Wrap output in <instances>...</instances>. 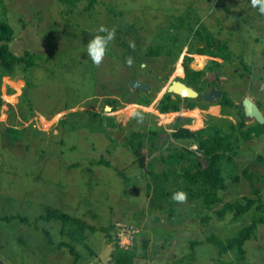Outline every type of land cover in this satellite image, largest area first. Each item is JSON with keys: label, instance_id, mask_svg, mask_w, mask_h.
Wrapping results in <instances>:
<instances>
[{"label": "rangeland", "instance_id": "1", "mask_svg": "<svg viewBox=\"0 0 264 264\" xmlns=\"http://www.w3.org/2000/svg\"><path fill=\"white\" fill-rule=\"evenodd\" d=\"M101 1L103 4L84 15L96 17L92 21H98L95 27L99 20L108 27H123L126 48L124 51L120 41L113 39L97 70L83 50L71 49L68 40L58 44L59 51L50 47L41 34L45 28L39 31L40 36L34 43L29 42L30 33L44 24H36L34 11L47 9L49 30L57 34L54 39L58 42L61 21L53 10L60 7L58 4L52 6L50 0H2V3L0 0V20L8 19L14 26L15 38L10 49L19 55L28 49L43 54V58L37 60L38 72L60 76L55 78L54 87L38 83L42 91L40 95L34 94L32 113L27 112L28 105L24 102L26 77L19 72L15 76H0L3 100L0 108V264H73L74 255L66 247L61 248L60 242H68L74 248L79 255L77 264H113L112 252L116 244L124 248L135 245L134 264H223L222 261L264 264V224H260L255 236L245 242L243 262L237 261L231 253L217 257L216 249L202 242L211 233L222 239L234 235L249 223L252 209L235 221L231 215H225L220 221L213 216L204 223L205 210L198 201L186 198L176 204L177 209L171 217L170 207L165 205L155 216L148 212L153 189V177L148 172L150 165L156 172L163 171L173 161L170 158L177 157L172 150L183 146L192 152L187 160H180L183 166L197 159L203 161L198 138L182 141L170 135L178 126L184 124L195 130L208 119L219 124L236 121V110L245 96L264 104V15L252 8L249 0ZM111 10L117 12V18L108 16ZM176 17H185V23H189L186 27L205 30L214 39L226 42L232 60L216 71L205 72L201 77L203 91H198L200 96L215 88L231 98L236 105L225 109L226 115L216 103L199 98H191L195 105L187 108L186 97L179 101L177 112H159L158 104L166 87L171 80L183 77L184 57L193 59L189 65L194 69H201L208 61L206 57L195 55L193 46H203L204 40L198 41L189 28L179 32V41L168 43L170 36L176 33L169 26H177ZM82 21L83 18L80 23ZM63 26L70 30L69 33L77 34L72 25ZM20 28L27 31L22 32ZM92 35L94 33L78 32V36L87 40ZM132 39L134 42V39L140 40L138 51L142 50L139 52L142 54L148 45L169 44L167 49L175 56L173 66L167 68L171 71L158 88L151 85L148 90L137 91L140 103L132 98L127 99L129 101L117 99L121 94L116 96L115 92L107 95L98 90V98L93 101L91 80H81L83 74L89 77L91 71L99 73L102 68L99 80L110 88L129 76L126 90L130 94L134 92V88L129 87L131 79H155L156 73H163L157 68L162 63L161 58L156 63L148 62L147 70L123 62L134 51L130 46L134 44ZM72 42L83 47L75 39ZM56 43L53 46L57 47ZM117 55L122 57L116 60ZM60 56L61 69L57 68ZM240 60L249 66L248 71L239 65ZM110 96H115L118 106L105 104V98ZM171 97L178 98L174 94ZM43 109L56 111L47 118L48 114L41 112ZM133 112L137 115L133 116ZM245 119L246 125L253 121ZM151 130H155L154 134ZM133 132H139L142 137L139 141L146 157L145 167L135 161ZM261 155L264 156V136L240 144L238 153L233 156V173L225 170L226 189L220 191L224 200H241L243 196L255 198L253 188L256 187L264 204V161L258 160ZM246 168L254 174L251 181L243 177ZM148 185L151 186L149 192ZM160 200L157 198L155 207L161 205ZM47 209L66 212L98 226L119 221L116 225L119 230L110 231L112 240L98 231L88 234L84 241H77L61 233L59 220L39 218ZM153 227L159 228L164 237L156 234ZM191 240L201 242L195 246L194 255L189 247Z\"/></svg>", "mask_w": 264, "mask_h": 264}, {"label": "trees", "instance_id": "2", "mask_svg": "<svg viewBox=\"0 0 264 264\" xmlns=\"http://www.w3.org/2000/svg\"><path fill=\"white\" fill-rule=\"evenodd\" d=\"M54 3L58 4L60 7L53 9L56 13V17L58 20L61 21V25L59 24L60 31L58 30L59 40L56 43L54 37L57 35L54 32L52 33V29L49 30V26L47 23L46 13H48V9L45 10H35L34 11V19L36 21V24L38 22H44V24H41V26L38 28L40 30L33 31L28 36V40L31 43H34L36 41V38L40 36L41 30L44 29V31L41 34H44L46 41L50 47H54V49H57V51L61 50L58 48V44H62L64 40H68L69 46L71 49L80 48L83 50V47H77L72 42V39H75V42H79L80 44H85L87 42L86 38H82L81 36H78V32H89L96 34V31L98 30L99 26L103 25L109 29L115 30V36L114 39L117 38L120 41V45L123 46V49L125 51V46L123 44V35L124 34V28L120 27V25L115 26V28L108 27L105 25L104 22L99 20L98 25L96 27L94 26V19L87 17L84 15L91 9H96L98 4H103V1L100 2V0H50ZM2 3V0H1ZM49 7V6H46ZM81 11V13H80ZM80 13V15L78 14ZM101 13V12H100ZM44 16V17H43ZM60 16V18L58 17ZM100 16V15H99ZM108 16H114L117 18L118 14L115 10H111ZM83 18V21L80 23V19ZM178 18V17H176ZM85 19L87 23H90V25H87L85 22ZM176 20V19H175ZM186 18L185 17H179L177 19V26L176 24H170V29L176 31L175 35L173 37L170 36V39H168V43H175L176 41L180 40L179 32L183 31L185 28L190 30V33H193L195 37H198V41L204 40L203 46H193V50L195 55L206 57L208 59L207 63L201 68V69H194L190 67V63L193 61L192 58L185 56L183 59V77L181 78L182 82H184L186 85L195 88L197 91H203V84L201 77L205 74V72L210 71H216L219 68H222L223 65L226 63H229L231 58V52L228 50V46L226 42H222L218 39H214L210 32L200 31V30H194L192 26H185ZM65 23V24H64ZM24 24H27L24 22ZM31 24V23H30ZM63 25H72L74 30L77 32V34L69 33L70 31L68 28H64ZM73 25H76L73 26ZM29 26V24H28ZM84 26V27H83ZM32 29V24H31ZM83 27V28H80ZM14 26L12 25L11 21L8 19H2L0 20V76L1 75H9V76H15L16 72L21 73L25 78L26 85L24 87V102L28 106L27 112L32 113L34 105H33V99L34 94H41L42 89H38L40 82L49 84L52 87L56 85L57 83L54 82L55 78H58L60 76L54 75L52 77L51 73H47V71L42 73L38 72L39 64L37 63L38 59L43 58V54H39L35 50H25L22 55L15 54L10 49V43L13 42L15 35H14ZM22 32H26L24 28H20ZM73 30V31H74ZM38 31V32H37ZM36 34V36L33 35ZM123 33V35H122ZM202 34V35H201ZM43 36V37H44ZM133 39L134 47L132 49V64L135 66H138L139 68H145L146 64L148 62L156 63L158 59H162V63L159 65L160 70L163 71L162 74L156 73L154 75L155 79L148 78L143 79L144 82L152 85V88L157 85L161 84L162 80L167 77L171 69H167L169 65L173 66L174 57L171 50L167 49V46L169 44H166V46H162L161 43H157L155 45H148L144 48V52H141L142 50L138 51V49L141 47L140 40L139 39ZM54 41V42H53ZM53 43H56V46H53ZM110 48V47H108ZM50 54V53H49ZM45 56V55H44ZM119 56V55H117ZM122 56H119L116 58V60H119V58ZM127 58V56H126ZM114 59V58H113ZM115 60V59H114ZM154 60V61H153ZM54 62H57L55 59ZM58 66L57 68L61 69V56L58 59ZM125 64V60H123ZM239 65L242 66V69L244 71L249 70V66H247L244 61L240 60ZM95 68L101 67L96 64H93ZM252 66V65H251ZM128 67V65H127ZM148 65L145 68V70L148 69ZM91 71L90 76L87 77L85 74L81 76V80H91L90 87L92 89V95H93V101H95L98 98V91H101L103 94L111 95L114 94L118 96L121 94V96L117 97V99H134V102H139L140 94L138 92H142L141 89L134 88V92L128 94L127 93V80L129 79V76L123 77L121 81H119V85L113 86V88L107 87L106 84L101 83L99 80V73H101L102 68L100 69L99 73L98 71ZM118 70L116 71V73ZM153 73V72H152ZM151 73V75H152ZM150 75V77H151ZM65 79V78H63ZM140 79V78H139ZM80 80V81H81ZM141 80V79H140ZM180 80V81H181ZM54 82V83H52ZM43 84V85H45ZM45 86L44 88H46ZM39 91H38V90ZM55 89V88H54ZM53 90V89H52ZM98 90V91H97ZM153 90V89H152ZM57 91V90H55ZM138 91V92H137ZM110 92V93H109ZM22 95V97H23ZM58 99H60V96H56ZM185 97H183L184 99ZM201 101L202 99L198 97ZM187 101L186 107L192 108L194 107L195 103L192 101L194 98H185ZM181 98L173 99L171 97V93L165 92L162 99L159 101L158 104V110L160 113H168V112H177L179 109V101ZM129 101V100H127ZM105 104L108 105H117L118 102L115 99V96H110L109 98H105L104 100ZM3 100L1 98L0 94V108L2 106ZM218 104L221 105L220 112L226 115L225 109L228 108H234L236 104L229 98L227 95H223L221 100L218 102ZM257 106L259 109L262 108V112L264 114V104L262 105L260 101H256ZM239 106V108H237ZM236 108L237 118L236 121H227L225 123L219 124L216 121H213L212 119H208L207 123L203 124L198 129H190L187 126H184V124L177 127L175 131H173L170 135L177 139L186 140L187 138L199 139V149L202 151L203 158L201 160L197 159L192 161L189 166H183L181 164V161L187 160V156L191 155L192 152L186 148V146H183L182 148H174L172 151L176 152L177 157L173 155L174 158H170L171 161L169 163V167L164 169L161 172H156L154 167L152 165L151 169L148 170L150 175L153 177V189H152V196L150 197V208L148 209V212L154 213L153 215H157V212H161V208H163V205L170 207L168 210L169 217L173 215V211L176 210V204L179 202L174 201L171 199V194L177 190H181L187 193V198L193 201H198V203L202 206L203 210H205V214L202 216V221L204 223H207L210 218L213 216L216 217L217 221H220L223 219L225 215H231L232 221L240 219V217L247 212H249L251 209L253 210L251 214V220L246 225H243L234 235L227 237L225 239H222L217 236L215 233L209 234L210 236H206L203 243H208L212 247L216 249V255L217 257H221L222 255H226L228 253H231L234 255V258L237 261L243 262L245 260L246 251L244 249L245 242L249 239L253 238L255 236L256 228L260 224H264V204L261 202V199L259 197V188L254 187L253 192L256 195L255 198H250L248 196H243L241 200H238L237 198L231 199V200H224L222 195L220 194V191L226 189L225 179V170L227 169L231 173H233L235 166L233 162V156L238 153V148L240 144L249 142L253 139L259 138L261 136H264V124H259L256 121H252L251 124L246 125V117L243 114L241 103ZM54 111H49L46 109L41 110L43 114L46 115L47 118L51 116V114L54 113ZM115 124V122H113ZM154 134L155 130H151ZM135 134V141L132 144L133 145V155L135 157V161L139 164L140 167H145L146 165V157L141 152L142 142L139 141L142 137L140 136L139 132H133L132 135ZM263 158H262V157ZM258 156V160L264 161V156L261 155ZM175 159V160H174ZM181 160V161H180ZM100 163L107 164L105 161H100ZM151 164V162L148 163V165ZM237 177V176H236ZM243 177H245L248 181L253 180L254 174L252 172H249L248 168H246L243 171ZM237 179V178H235ZM264 183V182H263ZM151 186L148 185L147 192H149ZM157 198L161 199V205L159 207H155V202L157 201ZM150 218H153V216H150ZM39 218H43L45 220H52L56 219L61 222V233H66L69 237L77 240V241H84L88 234H93L95 232L101 231L108 235V240H112V236L110 234V231L113 230H119L118 224L119 221L115 222H108L109 224L106 226H98L89 224L86 220L80 219L77 217H74L66 212L58 211L56 209H47L44 215H40ZM7 219V218H4ZM115 223V224H114ZM127 225V224H126ZM163 224H161L162 226ZM133 226V225H132ZM127 227V226H126ZM154 232L158 235H163V233L159 230V228H154ZM167 230V229H166ZM164 237V235H163ZM147 241V240H145ZM146 244V242H145ZM190 248L192 251V254L194 255L195 246L201 244L198 240H191L190 241ZM59 246L61 248L66 247L68 249V252L72 255H74V263L77 264L79 260V255L74 250V248L68 243V242H60ZM135 245L132 244V246L129 248L119 247L118 244L115 245V250L112 252V260L113 264H134V260L137 257V254L135 253ZM90 250V249H89ZM91 251V250H90ZM145 255V254H144ZM223 264H232L230 262H223Z\"/></svg>", "mask_w": 264, "mask_h": 264}, {"label": "clouds", "instance_id": "3", "mask_svg": "<svg viewBox=\"0 0 264 264\" xmlns=\"http://www.w3.org/2000/svg\"><path fill=\"white\" fill-rule=\"evenodd\" d=\"M252 8L256 9L261 15H264V0H249ZM115 30L109 29L103 25L99 26L96 34L92 35L90 39L83 44V51L93 64L99 65L105 57L110 42L114 39ZM134 47V44H130ZM128 65L132 64V57L129 56L125 61ZM133 116L137 113L133 112ZM187 198V193L177 190L171 194V199L177 202H183Z\"/></svg>", "mask_w": 264, "mask_h": 264}, {"label": "water", "instance_id": "4", "mask_svg": "<svg viewBox=\"0 0 264 264\" xmlns=\"http://www.w3.org/2000/svg\"><path fill=\"white\" fill-rule=\"evenodd\" d=\"M129 87L148 90L150 88V85L139 79H131L129 82ZM166 91L187 98H194L198 95V93L192 87L179 80H171L170 84L166 87ZM220 94V91L212 88L208 93L203 94L202 98L205 100H216L218 96H220ZM241 106L243 114L246 118L253 119L259 124H264L263 113L261 112L257 104L249 97L245 96L241 100Z\"/></svg>", "mask_w": 264, "mask_h": 264}, {"label": "flooded vegetation", "instance_id": "5", "mask_svg": "<svg viewBox=\"0 0 264 264\" xmlns=\"http://www.w3.org/2000/svg\"><path fill=\"white\" fill-rule=\"evenodd\" d=\"M180 81V80H179ZM182 82V81H181ZM184 83V82H183ZM194 89V88H193ZM212 89V88H211ZM215 89V88H214ZM195 90V89H194ZM197 93H198V95L196 96V97H194V99H197L198 97H200L202 100H204V102H207V103H216V106L217 105H219L220 107H221V105L220 104H218V102L221 100V98H222V96L223 95H225V94H222V92H221V94H220V96H218V98L216 99V100H205V99H203L202 98V95L203 94H205V93H208L209 91H206V92H203V93H201L200 94V96H199V92L197 91V90H195ZM217 91H219V90H217ZM167 92V91H166ZM172 94V93H171ZM175 96H178V97H180V98H183V97H181V96H179V95H176V94H174ZM173 98V97H172ZM187 98V97H186ZM162 99V98H161Z\"/></svg>", "mask_w": 264, "mask_h": 264}]
</instances>
